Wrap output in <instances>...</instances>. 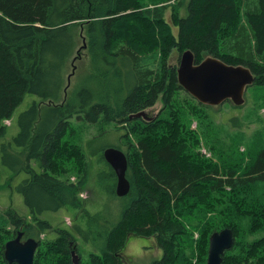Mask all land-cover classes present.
<instances>
[{
    "label": "trees",
    "instance_id": "16d2710c",
    "mask_svg": "<svg viewBox=\"0 0 264 264\" xmlns=\"http://www.w3.org/2000/svg\"><path fill=\"white\" fill-rule=\"evenodd\" d=\"M81 39L90 64L76 76V84L68 86L70 61ZM187 50L198 64L214 57L249 68L254 85L264 87V0H0L1 162L14 175L27 173L17 190L34 223L29 229L52 228L40 219L44 212L82 209L76 186L55 175L58 161L85 154L75 148L64 151L66 135L76 132L74 119L89 125L126 124L129 130L121 139L136 137L127 154L129 193L123 198L116 195V174L102 155L99 160L106 162V170L98 174L99 185L120 200L119 207L110 213L88 211L90 215L85 209L86 227L58 230L49 251L56 264H73V250L80 264H127L122 253L130 237L153 238L163 253L153 264H174L182 257V245L193 240L188 227H199L197 222L188 223L191 213L202 216L212 209L223 217L219 230L231 229L235 236L222 264H264V240L242 241L243 226L237 219L245 215L246 205L256 202L249 196L253 189H264V149L243 170L232 165L220 168L202 157L201 132L182 129L180 101L192 106L194 100L180 86L177 67L168 64L173 51ZM27 96L40 103L33 101L20 115L18 136L4 143L5 121L13 119ZM158 101L162 109L157 118L129 119ZM207 109L198 104L194 110L207 113ZM221 146L217 143L210 149L231 155L232 146ZM82 170L81 182H88V167ZM242 194L247 198H239ZM225 203L226 208H218ZM16 214L8 211L6 218L20 228L25 222ZM215 232V228L200 232L198 250L206 258ZM73 233L95 248L89 263ZM11 235L10 230L3 232V237ZM0 246L1 262L9 264L3 242ZM54 258L46 256L41 262L36 252L34 264H55Z\"/></svg>",
    "mask_w": 264,
    "mask_h": 264
},
{
    "label": "rangeland",
    "instance_id": "374dc122",
    "mask_svg": "<svg viewBox=\"0 0 264 264\" xmlns=\"http://www.w3.org/2000/svg\"><path fill=\"white\" fill-rule=\"evenodd\" d=\"M167 19L170 20V12L167 14ZM176 31L177 29L175 28ZM182 54L173 51L168 64L171 67L176 66L178 69ZM89 64L90 57L85 48L84 41L81 39L80 46L70 61L69 72L66 76L67 84L70 76L71 85L76 84V76L86 71ZM189 96L194 100L192 106L184 100L180 101L183 107V114L181 116L182 129L187 127L186 130L190 129L201 132L199 137L203 141L200 143L199 152L203 158L210 159L213 163L218 164L220 168L232 165V168L235 170H243L241 168H245L252 161L251 159L255 158L254 156L257 152L264 149V87L258 85L251 86L246 92V101L242 108L238 109L232 101H228L218 107L209 108L208 106L207 113L199 111V115H197L198 113L195 110H197V105L200 103L190 94ZM33 101L40 103L34 96H27L23 104L15 112L13 119L5 121V125L8 126V135L3 140L4 143L12 142L18 136V119L22 113L32 106ZM42 105L39 106L41 107ZM161 109V101H158L153 108L147 109L146 112L149 114V117L157 118ZM199 117L201 118L198 119ZM72 126L76 132L70 130L66 135L64 151L68 148H75L77 151H85V154L83 156L81 154L80 157L75 159L65 157L61 161H58V169L55 175L62 181L70 182L76 186L77 191H79V198L82 200V209L68 207L58 212H44L40 219L51 224L52 228L49 231L41 232L37 225H35L34 229H29L28 225H33L34 223L32 217H30L29 209L25 205L23 195L17 190V187L27 178V173L21 171L17 175H14L9 168L2 164V153L0 152V174L2 178V188L0 190V243L3 242L4 249H6V244L9 241L16 238L14 235H17V232H24L25 241L34 238L40 243L37 256L41 262H44L46 256L55 257L49 251L58 239V230L65 229L72 232L71 229L76 227V225L82 227L88 225L89 220L83 216L85 209L87 214H95L100 211L110 213L112 209L119 207L118 203L120 200L113 198L99 185L100 177L98 174L100 171L106 170V165L104 166L106 162L101 163L99 158L108 148H120L128 154L129 146L136 137L130 135L124 137L123 140L121 139L124 132L129 130V126L126 124L98 123L89 125L84 121L74 119ZM120 128L124 130L121 131ZM184 136H188V134ZM217 143L220 146L222 145L221 147L232 146L231 155H219V153L211 150L210 148ZM16 150L18 151L19 149ZM84 165L88 167V182H81L84 178L82 170ZM253 191L249 196L257 203L252 202L248 205H246L247 202L243 203L242 205H246L244 208H247V211L245 215L239 216L237 219L243 226V235H239L241 240L257 244L264 240V211L259 212V206H264V196L262 195L264 189L259 190L256 188ZM217 197L218 195H215L216 204ZM244 197H246L245 194L239 196V198ZM256 197L261 198L258 200ZM227 206L228 204L225 203L218 205V208L224 209ZM234 208H236V205ZM8 211L16 212V216L22 218L25 225H22L20 228L11 226L6 218ZM216 212L217 210L212 209L207 215L202 216L191 213L188 223L197 222L199 227H188L193 240L189 241L187 246L182 245V257L178 258L174 264H207L208 257L206 258L204 253L198 250L200 248L199 240L202 239L200 238V232L211 230L212 228H215L218 232L220 231L219 227L222 225L223 217L217 215ZM8 230L12 232V235L3 237V232ZM74 236L79 245L81 256L89 263L92 260L91 255L96 254L95 248L87 245L76 234ZM122 255L126 258L124 262L127 264H153L163 258V253L153 238L130 237ZM187 255L191 257L190 261L184 260ZM54 259V263L56 264L57 259ZM0 264H4L1 262V259Z\"/></svg>",
    "mask_w": 264,
    "mask_h": 264
},
{
    "label": "water",
    "instance_id": "95a60500",
    "mask_svg": "<svg viewBox=\"0 0 264 264\" xmlns=\"http://www.w3.org/2000/svg\"><path fill=\"white\" fill-rule=\"evenodd\" d=\"M180 86L195 98L200 104L209 107H218L232 101L236 107L245 104V95L248 87L255 84L253 72L244 66H232L223 61L208 57L201 63H196V58L191 50L185 51L177 69ZM71 84V76L68 86ZM144 118L148 121L153 118L144 111L131 115L129 119ZM104 159L111 166L117 177L116 195L125 197L131 184L127 178L129 168L128 156L117 148H108L104 151ZM23 232L6 244L5 260L9 264H34L35 255L40 246L35 239L22 242ZM235 243V236L231 229L215 232L210 238V247L207 264H222L225 253L231 250ZM72 263L80 264L78 253H71Z\"/></svg>",
    "mask_w": 264,
    "mask_h": 264
},
{
    "label": "flooded vegetation",
    "instance_id": "af4514ba",
    "mask_svg": "<svg viewBox=\"0 0 264 264\" xmlns=\"http://www.w3.org/2000/svg\"><path fill=\"white\" fill-rule=\"evenodd\" d=\"M18 233H19V232H17V235H18ZM23 234H24V232H23ZM16 237H17V236H16ZM33 239H34V238H33ZM23 240H24V235H23V238H22V242H25V240H24V241H23ZM26 241H27V240H26ZM39 244H40V243H39Z\"/></svg>",
    "mask_w": 264,
    "mask_h": 264
}]
</instances>
